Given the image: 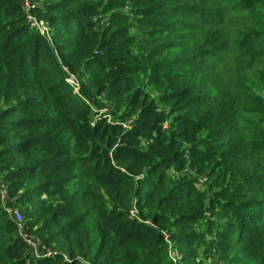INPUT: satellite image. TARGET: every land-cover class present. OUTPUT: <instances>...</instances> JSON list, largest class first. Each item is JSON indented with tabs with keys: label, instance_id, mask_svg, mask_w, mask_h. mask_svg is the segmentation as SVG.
<instances>
[{
	"label": "trees",
	"instance_id": "obj_1",
	"mask_svg": "<svg viewBox=\"0 0 264 264\" xmlns=\"http://www.w3.org/2000/svg\"><path fill=\"white\" fill-rule=\"evenodd\" d=\"M22 1L0 0V178L35 264H195L206 238L264 264V0H30L44 35ZM2 202L0 264H25Z\"/></svg>",
	"mask_w": 264,
	"mask_h": 264
},
{
	"label": "rangeland",
	"instance_id": "obj_2",
	"mask_svg": "<svg viewBox=\"0 0 264 264\" xmlns=\"http://www.w3.org/2000/svg\"><path fill=\"white\" fill-rule=\"evenodd\" d=\"M32 1L35 4L42 3V0H32ZM27 2L30 4V2L28 0H27ZM24 5H23V7H24ZM107 20H108L107 16H104V15H99L98 17L92 18V22L98 23V30H100L102 28V26L107 23ZM40 27L43 29V31H46V25L40 24ZM41 33L44 34V32H41ZM69 84H71L73 86L74 92L78 93V90L81 87V81L78 78H76L75 76L70 75V83ZM146 91L149 92L150 99H155L154 94L152 92H150L148 87H146ZM102 102L105 103L104 101H102ZM155 104H157V101H155ZM95 107L96 106L92 104L90 110L96 112ZM106 110H107L106 108H103L102 110L98 111V114L96 113L98 116L94 117V119H98L101 115H103V117H106V115H104V113H106ZM159 110L160 111H166V109L164 107H161V106L159 107ZM129 124L130 123L126 124V126H128ZM168 128H169V123L168 122L163 123V130H167ZM187 173H189L190 175H193L194 178H198L196 173L194 171H190V170H184L181 172L175 171L174 173H172V171H170V176L172 179H177L180 175H185ZM2 181L3 180L0 178V197H1V192L5 191L4 198L1 197V199L3 201L1 203V206L4 207L5 209H7V211H9V214H10L9 220L14 222L15 212L20 211V212L24 213V215H26V210L28 209V206L27 205L26 206L21 205L19 202H17L16 197L10 198L9 194H8V188L5 185V183H3ZM197 187L199 189H201L202 191H206L208 189L207 183L205 182L204 177H200ZM207 195L209 196L208 192H207ZM15 201L17 203H15ZM241 213H243V212L241 211ZM130 214H131V212H130ZM132 215H134V216L137 215V212L132 210ZM210 215H211V213H208L205 215V217H204L205 221L213 220V218H211ZM214 221H216L217 223L222 222V220L219 218H216ZM202 224H204V223H202ZM16 226H17V223H16ZM37 239L39 240V246L36 248V250H32V249L27 248V250L30 254L27 253V254H29V258L26 259L25 264H35V262L38 260H44V259L49 258V256H47V251H49V249L45 250L40 239L39 238H37ZM206 239H208V238H206ZM206 239L204 240L203 243L196 246L197 257L195 260V264H229L230 260L224 259V258H219V256L216 254L215 248L213 247V245L210 244L211 243L210 239L208 240L207 243H205ZM177 251H178V249L176 250V248L172 245V243H168L169 261L171 262V264H188V262H186L182 259L184 257L181 258V254Z\"/></svg>",
	"mask_w": 264,
	"mask_h": 264
},
{
	"label": "built area",
	"instance_id": "obj_3",
	"mask_svg": "<svg viewBox=\"0 0 264 264\" xmlns=\"http://www.w3.org/2000/svg\"><path fill=\"white\" fill-rule=\"evenodd\" d=\"M28 1L30 2V0H28ZM23 5L25 7V17L27 18V21L29 22L31 27L36 28L40 33L44 32V34H46L48 32L47 27H46V31H43V29L40 27V24H44V23L42 21L38 20L35 17V15L31 14V12H30V10L32 8L31 2L29 4L27 2V0H23ZM67 82L70 83V78L67 80ZM4 193H5V191L1 192L2 198H4ZM5 212L10 216L9 211H7V209H5ZM131 216L134 217V215H132V211H131ZM14 222H15V224L17 223V226H16L17 227V229H16L17 237L29 249L36 250V248L39 246V240L32 233L29 232V230L27 228L26 221H24V218H23L22 213L20 211L15 212ZM47 256H49V257L52 256V252L47 251Z\"/></svg>",
	"mask_w": 264,
	"mask_h": 264
}]
</instances>
